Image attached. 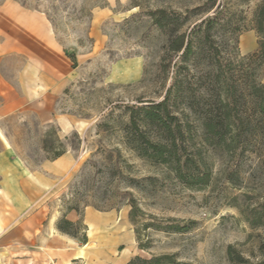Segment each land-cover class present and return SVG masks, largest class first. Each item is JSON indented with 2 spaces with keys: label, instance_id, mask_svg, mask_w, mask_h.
<instances>
[{
  "label": "rangeland",
  "instance_id": "1",
  "mask_svg": "<svg viewBox=\"0 0 264 264\" xmlns=\"http://www.w3.org/2000/svg\"><path fill=\"white\" fill-rule=\"evenodd\" d=\"M18 1L45 14L69 61V77L51 105V122H42L35 111L0 121V151L8 145L35 172L51 156L43 149L44 139L64 143L71 171L50 176L55 186L42 203L49 216L72 206L100 213L104 223L92 226L88 245L65 242V247L77 250L83 264H116L124 249L147 260L171 255L174 264H234L230 249L234 257L260 261L264 225L251 221L260 217L264 222V146L247 144L236 153L215 150L203 142L199 123L203 113L218 108L226 91L239 99L236 89L242 83H264V61L250 57L264 39L255 31L264 0H128L113 6L106 0ZM99 8H110L112 15L95 21ZM158 9L179 15L182 33L198 25L194 55L187 62L181 53L169 52L168 36L149 16ZM70 55L76 58L75 68ZM176 78L184 91L179 109L196 121L194 149L199 154L194 158L208 167L199 163V170L187 173L191 186L165 166L139 157L125 132L130 109L162 101ZM256 149L261 160L252 153ZM206 173L207 184L195 185L197 176ZM132 201L139 209L133 224ZM47 223L29 238L25 253L20 236L11 250L0 244V264H25L23 259L54 264L59 252L44 250L38 242L47 234ZM177 226L186 230L176 231ZM113 234L121 240L110 242L107 237Z\"/></svg>",
  "mask_w": 264,
  "mask_h": 264
},
{
  "label": "crops",
  "instance_id": "2",
  "mask_svg": "<svg viewBox=\"0 0 264 264\" xmlns=\"http://www.w3.org/2000/svg\"><path fill=\"white\" fill-rule=\"evenodd\" d=\"M106 1L113 6L116 1L125 3L128 0ZM111 15L110 8H99L94 13L98 22ZM68 67L69 61L43 12L14 0L0 4V121L18 113L35 111L42 122H51L50 108L68 84ZM71 168L67 153L55 161L43 162L38 171L32 172L21 158L15 156L13 149L5 145L0 151V244L3 248L11 250L14 237L20 236L18 243L25 253L31 246L29 238L42 231L48 221L47 234L38 236V242L44 250L59 252L53 263L83 264L77 250L65 247V242L75 246L77 243L88 245L90 229L102 226L103 217L91 209L84 212L88 242L83 244L59 233L56 224L63 213L56 210L49 216V209L42 203L55 186L50 176L60 177L69 173ZM65 215L70 222L80 220L75 211ZM107 238L114 242L121 240L122 236L113 234ZM125 253L128 256L123 259ZM134 257L136 255L133 256L130 250H121L116 264H128ZM22 261L35 264L26 263L28 259Z\"/></svg>",
  "mask_w": 264,
  "mask_h": 264
},
{
  "label": "trees",
  "instance_id": "3",
  "mask_svg": "<svg viewBox=\"0 0 264 264\" xmlns=\"http://www.w3.org/2000/svg\"><path fill=\"white\" fill-rule=\"evenodd\" d=\"M14 1L26 7L24 3L18 0ZM34 10L38 9L35 8ZM149 16L154 25L168 36L169 52L181 53L183 62H187L194 55L193 35L198 25L187 35L181 32L184 21L179 15L169 14L165 9H158L151 12ZM258 19L255 31L257 35L261 36L264 33L263 8L260 10ZM254 56L264 61V39L259 41L257 52L250 55V57ZM70 59L75 68L77 66L75 56L70 55ZM161 67L163 70L167 69L165 62L162 63ZM214 81L220 83V74L216 75ZM236 91L240 93L239 99L234 94L229 95L226 91L223 94L224 97L221 95L218 101V108L208 110L200 117L199 127L203 131V142L207 146L225 153H236L244 149L247 144L254 145V148L264 146V83L255 80L249 84L242 83L241 89H236ZM183 95L181 82L176 78L162 101L137 109H130V122L126 125L125 132L128 139L127 144L139 157L152 164L165 166L176 178L191 186L192 183L186 179L187 173L191 170H199L200 167L205 169L208 167L203 159L197 161L194 158L195 152H197V156L199 154L194 149L196 147L194 142L196 121L191 119L185 110L179 109V104L183 102ZM188 108L189 110L193 109L190 105ZM75 137L77 138V135ZM190 148H193L191 153H189ZM43 149L51 155L47 158L48 161H55L67 153L64 143L59 139H57L56 144L48 138L44 139ZM252 153L261 160V155L257 149ZM199 163L201 164L200 167ZM208 179V173L204 176H197L194 184L205 185ZM129 205L131 207L129 221L133 224L139 209L133 201L129 202ZM71 211H75L79 215L80 220L78 222L73 223L66 219L65 214ZM83 218L84 212L82 213L78 207L70 206L66 208L63 216L57 221L56 229L59 233L86 244L88 242V228L85 226ZM251 224L259 226L264 225V222L260 221V217H255ZM174 228L176 231L186 230L179 226ZM139 249L144 248L139 247ZM229 255L234 264H264V257L260 261L251 262L241 256L234 257L232 249L229 250ZM174 260V256L171 255L153 256L149 260L136 256L128 264H174Z\"/></svg>",
  "mask_w": 264,
  "mask_h": 264
},
{
  "label": "bare ground",
  "instance_id": "4",
  "mask_svg": "<svg viewBox=\"0 0 264 264\" xmlns=\"http://www.w3.org/2000/svg\"><path fill=\"white\" fill-rule=\"evenodd\" d=\"M126 254H127V253H126ZM126 254L123 255V258L126 257V256H125Z\"/></svg>",
  "mask_w": 264,
  "mask_h": 264
}]
</instances>
